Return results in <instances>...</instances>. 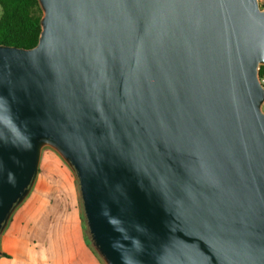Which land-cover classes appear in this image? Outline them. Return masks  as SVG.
Masks as SVG:
<instances>
[{
	"label": "water",
	"instance_id": "1",
	"mask_svg": "<svg viewBox=\"0 0 264 264\" xmlns=\"http://www.w3.org/2000/svg\"><path fill=\"white\" fill-rule=\"evenodd\" d=\"M260 1L39 0L0 46V236L50 148L104 264H264Z\"/></svg>",
	"mask_w": 264,
	"mask_h": 264
},
{
	"label": "crops",
	"instance_id": "2",
	"mask_svg": "<svg viewBox=\"0 0 264 264\" xmlns=\"http://www.w3.org/2000/svg\"><path fill=\"white\" fill-rule=\"evenodd\" d=\"M40 168L52 187L37 192L25 206L28 216L0 236V264H104L84 238L69 167L44 153Z\"/></svg>",
	"mask_w": 264,
	"mask_h": 264
},
{
	"label": "trees",
	"instance_id": "3",
	"mask_svg": "<svg viewBox=\"0 0 264 264\" xmlns=\"http://www.w3.org/2000/svg\"><path fill=\"white\" fill-rule=\"evenodd\" d=\"M0 6V46L34 48L39 42L43 16L39 0H0ZM259 77L264 78V66H260Z\"/></svg>",
	"mask_w": 264,
	"mask_h": 264
},
{
	"label": "rangeland",
	"instance_id": "4",
	"mask_svg": "<svg viewBox=\"0 0 264 264\" xmlns=\"http://www.w3.org/2000/svg\"><path fill=\"white\" fill-rule=\"evenodd\" d=\"M260 7L262 10H264V1H260ZM2 15V8L0 6V17ZM260 78V77H259ZM261 83L264 85V78L261 80ZM262 111L264 112V104L262 105ZM49 154V155H52V156H58L60 157L54 150L50 149V148H46L44 151H43V154ZM43 154H42V157H43ZM46 156V155H45ZM61 158V157H60ZM64 162V161H63ZM65 163V162H64ZM66 164V163H65ZM66 166H68L66 164ZM69 167V166H68ZM43 169H44V165H43ZM70 169V168H69ZM71 171V174H72V177H73V184H74V188H75V192H76V201H75V205L78 209V213H79V218H80V221H81V225H82V229H83V234H84V238L87 240V243L88 245L92 248L93 252L95 254L96 251L94 250L93 246H92V238H91V235H90V232L88 230V227H87V222H86V219H85V214H84V209H83V202H82V198H81V194H80V187H79V181L77 179V177L75 176L74 172L70 169ZM42 170L40 168V172H39V175H38V178L36 180V183L34 185V188L32 190V192L30 193L29 197L24 201V203L19 206L17 208V210L14 212L9 224L11 223L12 220L14 219H19L20 217H18L20 214L22 216H24V214H26L28 216V212L27 211H24L25 210V206L26 204L29 202V200H31V198H34L35 195L37 194V192H40V191H43V190H46L48 188H51L52 185L50 184V180H47V179H43L40 174H41ZM73 187V185H72ZM37 200V199H36ZM37 211V210H36ZM8 224V226H9ZM7 226V228H8ZM6 228V230H7ZM5 230V232H6ZM98 255V254H97Z\"/></svg>",
	"mask_w": 264,
	"mask_h": 264
}]
</instances>
